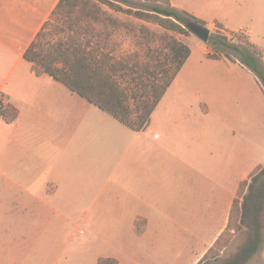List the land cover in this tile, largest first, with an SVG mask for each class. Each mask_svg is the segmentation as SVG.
I'll list each match as a JSON object with an SVG mask.
<instances>
[{
  "label": "crops",
  "instance_id": "obj_1",
  "mask_svg": "<svg viewBox=\"0 0 264 264\" xmlns=\"http://www.w3.org/2000/svg\"><path fill=\"white\" fill-rule=\"evenodd\" d=\"M59 2L0 0V97L6 109L18 111L10 123L0 117V264H61L70 256L64 234L73 226L118 218L128 222L125 229L117 230L116 241L112 243L109 234L101 245L90 247L89 255L77 246L71 264H98L102 258L116 259L119 264H176L172 238L176 231L179 236L191 233L180 225L172 230L169 220L183 217V198L191 196V188L195 203L203 201L199 212L205 207L201 187H205L207 174L203 169L201 182L200 163L201 158L205 163L206 136L200 131L175 130L159 119L154 136L145 139L149 126L134 131L66 84L48 75H36L25 53ZM171 3L207 27L221 24L232 31H252L244 26L240 12L245 15L253 10L254 0ZM205 50L208 56L206 46ZM207 59L230 70L244 68L240 62ZM162 99L151 121L163 109ZM210 102H200L205 113L213 110ZM170 107L174 110L177 105ZM244 139L240 150H249L253 139ZM168 150H182L187 157V150H191L199 163L179 165L180 179L173 182L169 179L173 167L156 163L160 154H172ZM260 168L264 162L252 165L234 188L227 190L221 225L209 241L205 229L197 231L199 247L192 249L185 264L208 263L210 258H204L228 227L240 185L250 182ZM194 176L199 179L194 181ZM175 198L178 205L172 203Z\"/></svg>",
  "mask_w": 264,
  "mask_h": 264
},
{
  "label": "rangeland",
  "instance_id": "obj_2",
  "mask_svg": "<svg viewBox=\"0 0 264 264\" xmlns=\"http://www.w3.org/2000/svg\"><path fill=\"white\" fill-rule=\"evenodd\" d=\"M86 1L80 3V7L77 8L71 20L77 21L82 26L81 36L84 45L88 43L90 51L95 54L99 50H102L103 54H108L109 57H106L108 62L124 63L129 69L142 71L143 74L147 73L155 77V82L160 84L164 80L163 72L173 73L175 70L170 50L171 44L176 40L187 45L192 51L191 56L163 95V109L157 113V116L155 115L143 134V138L151 139L157 131V122L161 119L169 126L173 125L175 130L189 133L200 131L206 136L205 163L203 158L200 163L201 182L202 170L204 169L207 174L205 187H201L205 190V207L199 212L198 207L204 204L202 200L201 203L198 201L195 203L191 188V196L183 198L185 206L183 217L169 220V227H172V230L180 225L191 233L179 236L176 235L178 234L176 231L172 238L176 246L172 252V258L176 264H185L193 254L192 249L199 247L196 242L197 231L205 229L206 241H209L214 231L221 225L228 200L225 198L227 190L234 188L235 182L240 181L241 176L251 169L252 165L264 162V91L256 75L247 67L230 70L227 65L208 61L205 46L209 53L218 56L227 53L231 55L232 61H235L233 63H238L239 56L235 51L220 46L219 53H215L208 47L209 42L204 43L187 28L186 34H178L158 24L140 20L134 15L115 11L98 0ZM154 1L134 0V3L146 8V5L153 4ZM161 1L159 5H164L165 1ZM122 7L125 10L129 9L124 4ZM90 9L94 14L90 13ZM248 12L245 15L243 12L240 14L243 23L246 24L244 26L252 31L246 29L232 31L221 24L205 26L210 30L211 35L225 36L230 43L237 46L255 51L251 44L256 45L264 62V0H254L253 10L249 9ZM56 20L57 18L49 28L53 35L56 34L54 32L58 23ZM48 40H57V37L55 39L49 37ZM43 44H47V39H43ZM222 59L225 57L222 56ZM127 81L126 79L122 84L125 85L124 82L127 83ZM205 101H211L213 105V110L208 113H205L204 104H200ZM130 104L136 111V101L131 99ZM172 104L177 105L174 110L170 107ZM244 137L253 139L252 148L249 150H240L245 141ZM236 143L237 149L234 148ZM168 151L172 154L169 156L160 154L156 163L158 166L167 163L173 167V174L169 176L173 182L180 179L177 171L179 165L186 162L192 165L199 163L198 158L191 155L193 153L191 150H187L189 157L183 156L182 150ZM158 177L163 178V175L158 172ZM191 179L196 181L199 177L194 176ZM172 203L178 205L179 200L175 198ZM116 211L119 212L120 209ZM127 222L128 220L119 218L90 220L81 224L80 227L73 226L67 234H64V243L69 244L65 247L70 256L61 264H71L74 250L79 245L81 251L89 252L87 253L89 255L90 247L101 245L109 234L113 243L118 239L115 235L117 230L125 229ZM237 222V215H235L233 228L239 226ZM90 234H93L91 236L93 240H90ZM246 240V228L235 232L228 231L210 254L207 264H225L240 251ZM203 243L201 241V244ZM182 254L184 258L178 260ZM219 256L221 258H218ZM214 258H218L219 261L213 262ZM247 264H264V240L260 251Z\"/></svg>",
  "mask_w": 264,
  "mask_h": 264
},
{
  "label": "trees",
  "instance_id": "obj_3",
  "mask_svg": "<svg viewBox=\"0 0 264 264\" xmlns=\"http://www.w3.org/2000/svg\"><path fill=\"white\" fill-rule=\"evenodd\" d=\"M86 0H60L56 10L49 21L44 25L36 40L25 53V59L33 65L36 75H48L66 84L70 89L86 98L92 104L111 114L120 122L134 131H144L150 124L152 114L172 81L192 54L191 49L174 41L170 50L172 61L175 63L173 73L163 72L162 83L155 82V77L143 74L142 71L129 69L124 63L108 62L107 54L99 50L97 54L90 51V45L82 42V26L71 20L76 14L81 2ZM97 1V0H96ZM109 8L134 15L136 18L158 24L162 28L186 34V25L195 22L205 26L204 22L185 11H180L172 6L171 0H155L142 8L134 0H98ZM87 2V1H86ZM91 4V2H90ZM122 4L129 9L125 10ZM93 10L90 9V13ZM60 15V16H59ZM57 18L55 35L49 28ZM49 37L57 40H48ZM47 39V44H43ZM84 39V38H83ZM88 45V46H87ZM48 46V48L46 47ZM220 46L235 51L240 63L251 70L258 78L264 91V62L256 45L251 48L237 46L229 42L225 36L211 35L209 48L219 53ZM101 53L103 56H99ZM106 55V56H104ZM225 59L232 61L231 55L222 54ZM222 56L208 53V57L216 60ZM131 80L129 81V79ZM128 80L125 85L123 81ZM134 85V87H131ZM131 99L136 101V111L130 104ZM136 115L135 119L133 118ZM18 116V111L8 107L4 112V119L10 123ZM237 215L239 226L233 228V221ZM263 215H264V168L256 170L250 182L245 181L240 185L239 198L233 203L230 221L224 234L218 239L214 248L205 256L204 261L210 258L212 251L218 246L222 237L228 231L247 229V240L238 253L225 264H247L259 251L263 243ZM98 264H119L116 259L102 258Z\"/></svg>",
  "mask_w": 264,
  "mask_h": 264
},
{
  "label": "water",
  "instance_id": "obj_4",
  "mask_svg": "<svg viewBox=\"0 0 264 264\" xmlns=\"http://www.w3.org/2000/svg\"><path fill=\"white\" fill-rule=\"evenodd\" d=\"M186 28L204 43H208L210 41L211 32L206 26L200 25L195 22H189L186 25Z\"/></svg>",
  "mask_w": 264,
  "mask_h": 264
},
{
  "label": "built area",
  "instance_id": "obj_5",
  "mask_svg": "<svg viewBox=\"0 0 264 264\" xmlns=\"http://www.w3.org/2000/svg\"><path fill=\"white\" fill-rule=\"evenodd\" d=\"M7 105L5 104V101L3 98L0 97V117L4 116V112L6 110Z\"/></svg>",
  "mask_w": 264,
  "mask_h": 264
}]
</instances>
